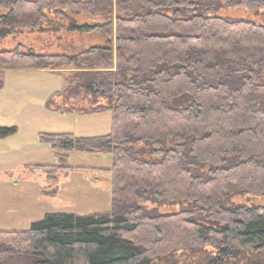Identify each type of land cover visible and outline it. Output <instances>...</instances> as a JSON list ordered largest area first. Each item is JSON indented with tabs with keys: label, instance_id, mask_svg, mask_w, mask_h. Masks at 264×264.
Returning <instances> with one entry per match:
<instances>
[{
	"label": "trees",
	"instance_id": "obj_1",
	"mask_svg": "<svg viewBox=\"0 0 264 264\" xmlns=\"http://www.w3.org/2000/svg\"><path fill=\"white\" fill-rule=\"evenodd\" d=\"M227 9L264 0H0V36L54 33L69 50H1L0 90L7 72L69 66L47 107L113 115L107 134L39 133L56 163L30 167L55 197L71 152L110 154L111 209L0 231V264H264V205L234 202L264 195V23Z\"/></svg>",
	"mask_w": 264,
	"mask_h": 264
},
{
	"label": "rangeland",
	"instance_id": "obj_2",
	"mask_svg": "<svg viewBox=\"0 0 264 264\" xmlns=\"http://www.w3.org/2000/svg\"><path fill=\"white\" fill-rule=\"evenodd\" d=\"M217 14L264 23V10L255 13L227 9ZM44 36L28 30H23L21 36H0V51L37 46L38 40L44 42ZM69 69V66H61L42 69L52 71L50 73H6L4 87L0 90V127H16L17 132L0 137V231H27L33 223L52 212L87 214L111 209L112 188L107 172L112 166L110 154L71 152L69 166L72 170L68 177L60 175V190L55 197L42 194V189H50L46 176L42 171L30 168L56 163L50 145L39 140L41 132L95 136L111 131L113 115L110 111L62 114L47 108L45 94L65 85L64 75L70 73ZM234 200L264 205V195L238 196ZM139 203L152 214L174 213L181 209L179 204L170 205L153 199ZM189 256L191 253L179 254L159 264H182Z\"/></svg>",
	"mask_w": 264,
	"mask_h": 264
},
{
	"label": "crops",
	"instance_id": "obj_3",
	"mask_svg": "<svg viewBox=\"0 0 264 264\" xmlns=\"http://www.w3.org/2000/svg\"><path fill=\"white\" fill-rule=\"evenodd\" d=\"M57 19V18H56ZM94 19L95 20H100L101 18L99 17V16H97V17H94ZM32 31V30H29V29H26V31ZM39 34H44L45 36H44V42L42 43V44H45L44 45V47L43 46H41V51H47V52H67V51H69L67 48H65L64 47V44H65V42H62L61 43V47L58 45V43H55L54 45H52L51 43L53 42V40H52V38L55 36V34L54 33H52V34H49V33H47V32H44V33H40L39 32ZM57 34H61L62 35V37H64V35H66L65 34V32H59V33H57ZM47 37L49 38V40L47 39ZM68 37L70 38V35H68ZM48 44H47V43ZM70 70V69H69ZM27 72H32V73H43V72H52V71H45V70H37V71H27ZM63 87H64V85H63ZM63 87L61 88V89H57V90H55V92H58V91H61L62 89H63ZM21 92H23V88L21 89ZM54 91H52V90H49L46 94H45V99H44V102L46 101L47 102V100H48V98L52 95V94H54L55 93ZM47 106V105H46ZM48 108V107H47ZM49 109H51V108H49ZM51 110H53V111H58V112H60V113H62V114H66L68 111H64V110H54V109H51Z\"/></svg>",
	"mask_w": 264,
	"mask_h": 264
}]
</instances>
